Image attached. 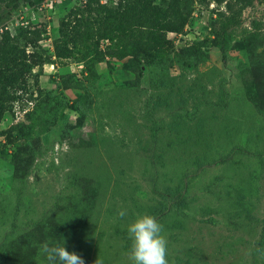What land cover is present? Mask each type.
Segmentation results:
<instances>
[{"label":"rangeland","instance_id":"374dc122","mask_svg":"<svg viewBox=\"0 0 264 264\" xmlns=\"http://www.w3.org/2000/svg\"><path fill=\"white\" fill-rule=\"evenodd\" d=\"M83 2L20 3L5 21L39 31L19 36L33 67L0 119V264H47L45 242L132 264L127 228L144 214L168 264H264V0L238 23L192 0L184 33L157 40L134 22L101 38L102 61L83 43L53 56L59 18ZM130 39L156 55L140 76L132 50L118 54ZM14 151L30 158L22 180Z\"/></svg>","mask_w":264,"mask_h":264},{"label":"trees","instance_id":"16d2710c","mask_svg":"<svg viewBox=\"0 0 264 264\" xmlns=\"http://www.w3.org/2000/svg\"><path fill=\"white\" fill-rule=\"evenodd\" d=\"M214 1L218 4L223 3L230 10L234 16L231 23H238L242 10L253 2V0ZM34 2L35 0H0V119L6 110L11 109L13 100L18 97L15 92L16 88L22 85L21 77L25 72H30L33 67V64L28 61L26 48H22L20 44L19 36H25L31 31H39L24 28L13 34L5 21L18 4L33 5ZM191 7L192 0H160L158 3L154 0H117L115 5L110 6L101 0H84L80 8H72L66 15L59 18L53 56L69 58L73 55L74 49L83 43V46L90 51L96 46L97 59L102 61L104 55L101 50H98L101 38L115 39L116 30L126 33L134 22L149 28L157 40L160 37L166 40V32L184 33ZM94 33L99 34L100 37L93 46L88 43V40L92 39ZM138 43L130 39L121 45L118 54L123 55L132 50L130 54L140 76L143 64L153 63L156 55ZM221 49L224 52L222 44ZM186 59L184 58V62L188 61ZM221 92H225L223 87ZM56 122V117H53L47 128H52ZM11 155L13 171L18 179L22 180L30 158L19 151H14Z\"/></svg>","mask_w":264,"mask_h":264},{"label":"clouds","instance_id":"9594fccd","mask_svg":"<svg viewBox=\"0 0 264 264\" xmlns=\"http://www.w3.org/2000/svg\"><path fill=\"white\" fill-rule=\"evenodd\" d=\"M118 215L124 218L127 211L121 208ZM127 233L131 241L129 259L132 264H168L167 240L156 217L150 214L138 216L128 225ZM256 251L264 255V248ZM39 252L45 256L47 264H85L79 254L70 252L63 243L50 245L45 242Z\"/></svg>","mask_w":264,"mask_h":264},{"label":"built area","instance_id":"2783aa9c","mask_svg":"<svg viewBox=\"0 0 264 264\" xmlns=\"http://www.w3.org/2000/svg\"><path fill=\"white\" fill-rule=\"evenodd\" d=\"M20 23H23V21H20Z\"/></svg>","mask_w":264,"mask_h":264}]
</instances>
